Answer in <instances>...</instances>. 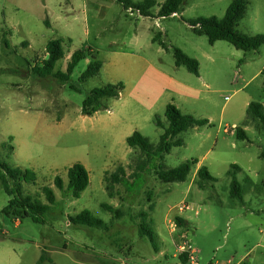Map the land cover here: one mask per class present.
<instances>
[{"label":"rangeland","instance_id":"374dc122","mask_svg":"<svg viewBox=\"0 0 264 264\" xmlns=\"http://www.w3.org/2000/svg\"><path fill=\"white\" fill-rule=\"evenodd\" d=\"M155 1L154 17L144 18L117 0H0V170L3 164L28 170L23 196L49 204L43 189L50 187L57 198L39 222L9 218L3 211L11 196L0 179V264H39L43 255L42 264H189L177 251L185 238L200 264H264V122L247 115L251 103L264 105V45L248 52L227 41L211 45L193 30L191 21L223 19L233 0H186L168 18L158 17L166 0ZM237 29L264 35V0H249ZM55 39L63 40L66 56L54 74L66 72L75 51L89 48L103 63L101 73L80 82L88 58L67 84L39 77L34 70ZM175 49L199 62V76L177 66ZM118 83L124 90L119 99L103 101L108 109L82 115L93 89ZM169 104L210 124L183 132L177 137L182 146L149 159L127 139L137 131L157 146L169 126ZM237 128L246 131V140L237 137ZM188 161L197 164L185 182L158 178L161 168ZM76 163L90 174L79 199L66 191L68 170ZM232 165L241 168L244 204L230 194ZM120 166L126 176L111 197L106 178ZM201 167L216 181L200 179ZM57 176L64 180L62 191ZM183 202L193 209L180 213ZM150 206L155 244L138 226L140 212ZM85 210L103 225L71 221ZM178 216L190 226L176 224L171 234L168 221L176 223Z\"/></svg>","mask_w":264,"mask_h":264},{"label":"trees","instance_id":"16d2710c","mask_svg":"<svg viewBox=\"0 0 264 264\" xmlns=\"http://www.w3.org/2000/svg\"><path fill=\"white\" fill-rule=\"evenodd\" d=\"M125 9H132L141 17L151 18L154 17L152 9L157 5L155 0H145L142 3L135 4L131 0H117ZM186 0H166L162 4L158 13L159 18H168L180 13L184 7ZM249 6V0H233L228 7L223 19L217 17L200 18L195 21H191L190 25L193 30L199 35H206L209 43L214 45L218 41H227L232 44L236 49L242 51H258L264 45V35L247 36L238 31L237 27L239 23L245 18ZM159 37L154 38V42H157ZM6 44H8L6 42ZM161 44H163L161 42ZM177 66H186L189 71L199 76V62L193 58H190L184 54L181 50L175 49L174 51ZM66 52L63 48V40L55 39L48 43L46 48V55L44 56L42 65L35 68V73L42 78L54 77L62 84H67L70 80L75 68L88 58H91V62L88 65L86 71L81 75L80 82L85 83L90 78H93L101 73L103 63L98 59L95 52L89 48L87 51L78 50L73 53L70 61L67 65L66 72H59L54 74L56 65L59 61L64 59ZM264 76V70L262 71ZM72 89H77L71 86ZM78 90V89H77ZM124 90V84H108L101 88L93 89L86 97L82 106V115L93 116L101 110L108 109L104 104L105 99H119L122 91ZM248 118L253 116L255 119H260L264 122V105L260 103H251L247 110ZM165 116L169 122V126L165 129L164 133L160 137V142L157 146L150 144L141 133L134 132V134L127 139V143L131 148H139L149 159L153 157H163L169 154L173 147L182 146L184 143L177 137L183 132L196 128L203 127L210 124L207 119H197L192 115L183 114L176 105L169 104L166 108ZM162 125L161 122L158 123ZM237 137L242 140L247 139V133L242 128H237ZM260 157L264 159V151ZM197 162H185L176 168L165 169L157 171L158 178L163 183H181L185 182L193 172L194 166ZM145 164L140 167L143 170ZM241 170L238 165H232L229 175L232 178L231 181V197L237 199L240 203H245L243 189L240 182L237 179V173ZM28 170L23 171L21 168L12 169L7 164H3L0 170V179L4 185L6 193L11 196L8 205L4 209V214L9 218L16 220L32 217L34 221L39 222L40 217L46 214L51 205L56 202L55 191L50 187H45L43 192L46 196L49 204H42L38 201H34L31 196H23L21 181L25 180L28 175ZM197 175L202 180L216 181L211 175L207 167H201L197 171ZM126 176L125 169L119 167L117 172L112 174L110 178H106L107 190L111 197L113 194V187L115 184H120L124 181ZM13 185L11 186L10 182ZM56 187L59 190L65 189L64 180L57 176L54 181ZM90 185V174L86 167L81 163L74 164L68 170V184L66 186L67 193L74 199L81 198L83 192L87 190ZM108 211L112 212L113 208L108 205L103 206ZM150 206L149 211L140 212L139 233L142 237H149L151 242L155 244L157 239L156 231L152 228L151 223ZM119 215V213H118ZM71 221L76 225H84L88 227H100L103 222L94 218L89 210H85ZM152 224V225H151ZM176 224L179 228L186 227L188 222L181 218H176ZM180 259L183 263H187V255H181ZM45 261L44 255L41 257L39 264Z\"/></svg>","mask_w":264,"mask_h":264},{"label":"built area","instance_id":"2783aa9c","mask_svg":"<svg viewBox=\"0 0 264 264\" xmlns=\"http://www.w3.org/2000/svg\"><path fill=\"white\" fill-rule=\"evenodd\" d=\"M179 212L183 213L188 210H192V206L185 202L181 203L178 206ZM176 223L173 220H169V226L174 229ZM178 252L181 254H186L188 256L189 264H200V259L198 257V252L195 250L188 239H184L181 244L178 246Z\"/></svg>","mask_w":264,"mask_h":264},{"label":"crops","instance_id":"0c3cea01","mask_svg":"<svg viewBox=\"0 0 264 264\" xmlns=\"http://www.w3.org/2000/svg\"><path fill=\"white\" fill-rule=\"evenodd\" d=\"M198 171V170H197ZM242 189H243V187H242ZM243 194H244V198H245V190L243 189ZM233 199V198H232ZM245 200V199H244ZM233 202H235V200L233 201ZM192 208H193V206H192ZM197 214H198V212H197ZM178 217H181V218H183V219H185L187 222H188V227L190 226V223H189V221H188V219L187 218H185V217H182V216H178ZM168 223H169V221H168ZM188 227H186V228H188ZM176 230L175 229H172L171 228V234L172 233H176L175 232ZM174 235V234H173ZM177 251H178V249H177ZM175 257H176V254L174 255Z\"/></svg>","mask_w":264,"mask_h":264}]
</instances>
